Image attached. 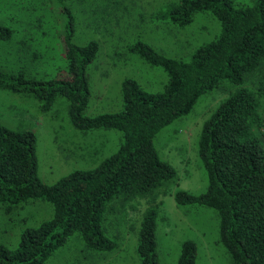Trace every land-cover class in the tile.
I'll use <instances>...</instances> for the list:
<instances>
[{
  "label": "trees",
  "instance_id": "obj_1",
  "mask_svg": "<svg viewBox=\"0 0 264 264\" xmlns=\"http://www.w3.org/2000/svg\"><path fill=\"white\" fill-rule=\"evenodd\" d=\"M61 1V0H59ZM62 35L63 74L51 80L27 78L22 70L0 68V90L31 95L49 107L59 97L68 102L74 129L118 130L117 149L92 168L74 169L51 184L38 176L37 138L31 130L0 124V205L40 199L51 205V217L20 233L18 244H0V264H41L65 239L77 232L85 246L110 251L105 215L121 201H143L136 253L140 264H157L155 242L159 196L176 182V170L159 158L153 140L172 121L188 114L204 93L228 81L237 88L204 121L198 154L207 176L205 190L192 194L177 189L175 204L211 208L217 216V242L231 264H264V0L236 6L232 0H177L155 13L156 20L175 27L188 25L198 12H209L219 23L217 36L196 48L187 60L157 53L136 39L126 50L167 80L151 93L133 78L121 82L118 112L85 115L90 94L86 67L98 43L71 41L72 16ZM12 30L0 23V40ZM145 200V201H144ZM196 246L182 240L176 264H194Z\"/></svg>",
  "mask_w": 264,
  "mask_h": 264
},
{
  "label": "rangeland",
  "instance_id": "obj_2",
  "mask_svg": "<svg viewBox=\"0 0 264 264\" xmlns=\"http://www.w3.org/2000/svg\"><path fill=\"white\" fill-rule=\"evenodd\" d=\"M177 0H0V23L12 30L10 39L0 40V68L30 79L51 80L63 74L62 35L67 17L72 16L71 41L98 43L95 59L85 75L89 97L85 115L118 112L122 108L121 82L133 78L151 93L160 92L166 72L152 67L126 50L139 39L157 53L187 60L201 44L215 38L219 23L209 12H198L183 27L156 20L155 13ZM236 6L253 0H232ZM237 87L223 81L201 95L191 111L172 121L154 138L159 158L176 170V182L159 196L156 209L155 242L157 264H176L182 240L196 246L194 264H231L217 242V216L208 207L175 204L173 194L180 189L198 194L207 186L206 172L198 154V139L204 121ZM0 124L31 130L37 138L38 176L51 184L74 169L92 168L113 153L120 142L118 130L73 128L68 102L59 97L49 107L31 95L0 90ZM145 201V200H144ZM143 201L115 204L116 211L105 215L106 235L114 242L110 251L85 246L77 232L69 235L41 264H140L136 240ZM48 202L40 199L0 205V244L14 248L20 233L51 217Z\"/></svg>",
  "mask_w": 264,
  "mask_h": 264
}]
</instances>
